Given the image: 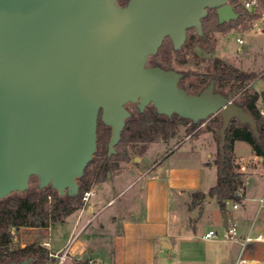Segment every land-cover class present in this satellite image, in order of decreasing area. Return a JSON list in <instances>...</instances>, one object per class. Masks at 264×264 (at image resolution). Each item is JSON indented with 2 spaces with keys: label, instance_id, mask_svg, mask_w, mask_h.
Segmentation results:
<instances>
[{
  "label": "water",
  "instance_id": "water-1",
  "mask_svg": "<svg viewBox=\"0 0 264 264\" xmlns=\"http://www.w3.org/2000/svg\"><path fill=\"white\" fill-rule=\"evenodd\" d=\"M210 10L220 24L239 18L230 0H0V200L26 192L32 177L77 196L99 119L112 131L111 157L128 104L195 124L220 115L222 149L233 119L259 139L254 117L217 93L216 80L191 95L181 73L149 65L167 38L180 50L189 30L202 36Z\"/></svg>",
  "mask_w": 264,
  "mask_h": 264
},
{
  "label": "crops",
  "instance_id": "crops-1",
  "mask_svg": "<svg viewBox=\"0 0 264 264\" xmlns=\"http://www.w3.org/2000/svg\"><path fill=\"white\" fill-rule=\"evenodd\" d=\"M255 21L264 22V16ZM238 39L244 44L241 35L237 42ZM226 51L229 57L231 48L227 45ZM237 51L243 49L238 47ZM234 63L233 68L257 74L246 90L259 93L257 107L260 112L264 111V94L255 88L264 78V68L258 62L252 64L241 57ZM234 153L244 182L243 216L232 224L239 234L236 241L207 240L206 234L198 236L196 233L194 239L199 238L198 251L195 252V248L192 252L188 249L189 253H182L186 228L182 226L181 214H192L195 230H198L196 223L207 214L206 221L211 228L206 233L214 230L220 233L222 228L218 200L210 197L208 201V194L218 181L214 164L218 141L216 134L207 129L154 161L141 158L123 163L114 177L111 175L93 187L96 195L87 205L63 222L48 228H27L39 237L41 230L50 232L56 224L66 226L61 244L55 246L53 242L41 240L33 244L45 247L50 254H58L70 246V256L63 264H236L241 259L246 260L242 264H264V220L253 224L246 221L252 214H262L259 206L264 196V157L257 156L251 145L243 141L235 143ZM198 192L206 198L190 208L192 195ZM125 195L126 198L117 203L118 198ZM215 201L218 207L208 211V206ZM247 237L253 240L243 247L242 242ZM50 261L56 264L58 260L51 257Z\"/></svg>",
  "mask_w": 264,
  "mask_h": 264
},
{
  "label": "trees",
  "instance_id": "trees-1",
  "mask_svg": "<svg viewBox=\"0 0 264 264\" xmlns=\"http://www.w3.org/2000/svg\"><path fill=\"white\" fill-rule=\"evenodd\" d=\"M130 0H118L119 5L126 6ZM239 0H230L231 5L239 14V18L229 23L220 24L216 11L210 10L208 16L203 20V35H198L195 29L188 31L185 45L180 50H175L172 41L167 38L158 54L149 58L150 66H158L165 70H175L177 57L195 42L206 40L212 33L229 34L235 26L238 27L245 22L246 17L238 10ZM260 1V7L256 13L248 16V21H255L264 15V0ZM185 61L182 62L184 64ZM177 71V70H176ZM182 74L180 86L189 94H199L212 80H216L215 91L226 97L232 98L242 89L257 78L255 73H246L239 69L226 66L221 61H216L214 72L208 73L206 77L190 78L188 72L179 71ZM260 98L259 93H246L240 100H234L238 105L249 112L255 119L260 138L257 139L247 124H241L233 119L227 130L225 147L222 149V139L219 135L223 125L220 115H216L208 122L193 123L178 115L167 117L159 115L154 106H148L141 112L136 106V111L131 112V117L126 121V127L122 133L121 141L116 147V153L109 157L108 143L111 139V128L99 119L97 131V152L92 162L85 170L84 176L78 179L80 187L77 196L68 194L61 196L51 186L40 189L37 177H32L30 183L35 187H29L26 192L12 193L7 198L0 200V264L20 263L32 258L30 264H45L51 260L48 249L41 245L31 244L25 247H16L15 234L21 228H48L55 223L63 222L69 215L84 207L82 196L84 192L103 183L111 174L120 171L123 163L131 161V151L141 145L143 149L147 146L165 142L179 134L181 126L190 125L197 128L206 123L208 130L214 132L218 141V154L214 164L218 170V181L209 192V197L216 198L223 212L227 210V203L240 202L236 196L238 190L243 189V175L239 172L234 153L235 143L247 142L253 148L257 156L264 157V118L257 107ZM206 198L203 193L192 195L191 207L202 203ZM13 231L15 233H13Z\"/></svg>",
  "mask_w": 264,
  "mask_h": 264
},
{
  "label": "rangeland",
  "instance_id": "rangeland-1",
  "mask_svg": "<svg viewBox=\"0 0 264 264\" xmlns=\"http://www.w3.org/2000/svg\"><path fill=\"white\" fill-rule=\"evenodd\" d=\"M238 2V10L246 17L245 22L238 25V27L235 26V29H233L227 35L212 33L206 40L195 42L191 48L184 50L182 54L177 57L178 59L175 62V70L188 72L191 77L190 79L193 80L195 77H206L208 73H213L216 61H221L222 64L233 67V64H235L234 60L237 58H239L240 60V57L243 61H247L249 63L258 62V65L264 68V22H247L246 20H248V16L252 15V13L242 8L240 0ZM240 35L244 39V44H239L237 42V38ZM226 45L231 48L229 57H227ZM238 47H241L243 51L238 52ZM232 58H234V60ZM183 61H185L184 64H182ZM255 88L260 89L261 94H264V78L256 84ZM251 91L252 89H248L247 92L245 91V89H242L237 95L233 97V99L236 101H240L246 93H250ZM127 108L131 112L136 111V106L134 104H128ZM207 129L208 128L206 123L200 125L195 129L190 125L181 126L179 128L178 136L171 139L168 143L161 141L159 143L149 145L145 149H143L141 145L136 146V148L131 151V161H137V159L140 160L141 158L145 159V161H154L160 158L164 152L171 151L179 147L186 140H192L202 133L207 132ZM115 173L111 175H113L114 177L116 175ZM30 187H35V183H30ZM126 195L122 198L119 197L117 203L122 202L126 198ZM234 204V202H228L226 212H223L220 208L221 214L219 219L222 223V228H220L219 230L220 233L214 230L219 234L220 238H223V232L226 233L224 220L225 214L229 217L231 226L232 224H234V221H240V218L243 216V209L241 207H239L238 210L234 209ZM213 207H218L216 201L208 206V211H210V209ZM191 217L192 214L190 213L180 215V220H182L183 223L182 226L183 228H186L185 233H183L186 237V242L182 247V253L184 254L189 253L188 249H190L192 252V249L194 250L196 248L194 251H198L197 248H199V238H197V240L196 238L194 239L195 234L197 233L198 236H204L206 232L211 228L209 222L206 221V218H208V214L206 218L201 219L197 223L193 221L196 223L198 230L193 229L192 225L194 223L192 224ZM247 220L251 224L259 223L264 220V213H262L260 216H257V214H252L248 217V219L246 218V221ZM65 229L66 226L56 224L53 226V229L50 232L41 230L40 236L38 237L35 236L34 233H31L27 228H21L19 232L15 234L14 245L16 247H22L23 245L38 243V240H41L53 242V244L57 246L63 242ZM187 241L191 242L188 243ZM170 242H172V240H170ZM45 264L52 263L51 261H48Z\"/></svg>",
  "mask_w": 264,
  "mask_h": 264
},
{
  "label": "built area",
  "instance_id": "built-area-1",
  "mask_svg": "<svg viewBox=\"0 0 264 264\" xmlns=\"http://www.w3.org/2000/svg\"><path fill=\"white\" fill-rule=\"evenodd\" d=\"M240 4H241L242 8H244V10H247L252 14L256 13L260 7V1L259 0H240ZM238 42L240 44H242L243 40L238 39ZM261 114H262V116H264V111H262ZM95 195H96V192L94 191V189H91V190L84 192V194L82 196L84 206L87 205L89 203L90 199ZM236 196L238 197V199H240V202L234 204V209H238L239 207H241V205L244 201L243 190L242 189L238 190ZM259 213H264V196L260 199ZM13 233H15V232L13 231ZM204 238L207 240L224 239V240L236 241L239 238V234H238V230L235 226L228 225L226 233H225L223 238H220L219 234L216 231H209L208 233H206ZM252 240L253 239L251 237L245 238V240L242 242L243 247H245ZM70 251H71L70 246H67L62 252H60L58 254H50V256L53 258H56L58 260L56 264H63L69 258ZM245 262H246V260L241 259L236 264H242Z\"/></svg>",
  "mask_w": 264,
  "mask_h": 264
},
{
  "label": "flooded vegetation",
  "instance_id": "flooded-vegetation-1",
  "mask_svg": "<svg viewBox=\"0 0 264 264\" xmlns=\"http://www.w3.org/2000/svg\"><path fill=\"white\" fill-rule=\"evenodd\" d=\"M231 4V3H230Z\"/></svg>",
  "mask_w": 264,
  "mask_h": 264
}]
</instances>
